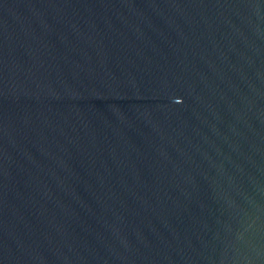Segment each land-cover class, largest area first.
Returning a JSON list of instances; mask_svg holds the SVG:
<instances>
[{
	"label": "water",
	"instance_id": "1",
	"mask_svg": "<svg viewBox=\"0 0 264 264\" xmlns=\"http://www.w3.org/2000/svg\"><path fill=\"white\" fill-rule=\"evenodd\" d=\"M0 264H264V0H0Z\"/></svg>",
	"mask_w": 264,
	"mask_h": 264
}]
</instances>
